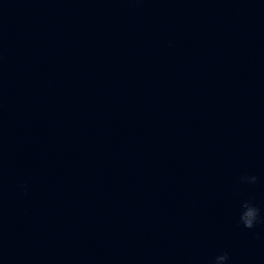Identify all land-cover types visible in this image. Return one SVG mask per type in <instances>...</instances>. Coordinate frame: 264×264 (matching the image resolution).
<instances>
[{"label":"water","instance_id":"water-1","mask_svg":"<svg viewBox=\"0 0 264 264\" xmlns=\"http://www.w3.org/2000/svg\"><path fill=\"white\" fill-rule=\"evenodd\" d=\"M0 264H264V0H0Z\"/></svg>","mask_w":264,"mask_h":264},{"label":"clouds","instance_id":"clouds-1","mask_svg":"<svg viewBox=\"0 0 264 264\" xmlns=\"http://www.w3.org/2000/svg\"><path fill=\"white\" fill-rule=\"evenodd\" d=\"M256 211H258V209ZM246 215L247 216H253V212L252 211H249L248 213H246ZM244 226L246 228H252V227H254L253 220L252 219H245L244 220ZM225 257H228L227 256V253H225Z\"/></svg>","mask_w":264,"mask_h":264}]
</instances>
